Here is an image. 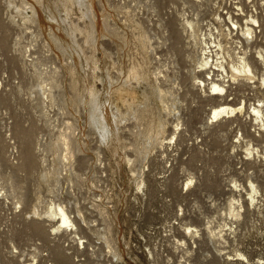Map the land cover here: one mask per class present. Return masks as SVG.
<instances>
[{
	"label": "rangeland",
	"instance_id": "1",
	"mask_svg": "<svg viewBox=\"0 0 264 264\" xmlns=\"http://www.w3.org/2000/svg\"><path fill=\"white\" fill-rule=\"evenodd\" d=\"M229 15L258 38L246 41ZM188 22L201 51H219L206 70ZM240 43L264 50V0H0V264H144L146 245L186 234L187 206L205 200L243 203L238 239L252 264L264 260V130L250 117L264 87L238 80L215 98L200 84L209 73L223 81L218 65L230 69ZM229 94L245 110L212 123ZM53 204L74 228L58 229Z\"/></svg>",
	"mask_w": 264,
	"mask_h": 264
},
{
	"label": "bare ground",
	"instance_id": "2",
	"mask_svg": "<svg viewBox=\"0 0 264 264\" xmlns=\"http://www.w3.org/2000/svg\"><path fill=\"white\" fill-rule=\"evenodd\" d=\"M68 2H71V0H68ZM23 9H21V10L25 12V10L27 8H24L23 7ZM28 10H31L32 11V13H33V16H32L33 19L34 20L37 19L36 13L33 10V8L32 7L31 8H28L27 11ZM220 19H222V18H220ZM228 19L231 22L234 30H237V31L239 29L242 30L241 31V34L246 39V41H248V42L250 41L251 42V40H254V39H257L258 38V36H257L258 35L257 34L258 31L255 28L250 27L249 26V23L246 24L245 29H242L240 27V23H238V21H235V19L233 18L232 15H229ZM32 22H33V20H32ZM251 23L254 25V26L252 25L253 27L256 26L258 28H261V25H260V23H259V21H258L257 18L251 19ZM187 24H188L189 27L191 26L190 27V30L192 31L191 36L194 39L195 46H197V48L199 49L198 50V54H197V58H196L197 59L196 63L199 65V68L200 69L206 70L207 66H209V64H210V57L213 58L214 54H218L219 51L216 48L210 47V45L207 44V43L204 44V46L206 45L205 48H204L205 50L203 49V51H201L202 50L203 43L201 42V38H200L198 29H197L198 28L197 23L188 22ZM259 38H260V35H259ZM217 47L220 49V51H222V49H223L222 44L219 43ZM238 48L240 49V50L238 49V53L235 52L236 54H234V55H231V54H228L227 55L228 57L233 58L234 61H237V62H234V61L231 62L232 64H231L230 69H228V66H226V64L224 65V63H220V64L218 63L219 64L218 66L220 67V70H221V71L219 70V72L222 73V77H221V78H223V81L222 82L221 81H218V80H215L214 78H212L213 73H212L211 76H210V73H209V75H207L208 77H205L204 78V81H201L200 80V84L203 87H206V85L209 86V88L211 90V92H210L211 96H213L215 98H219L221 96L223 97L224 94L231 92V89H233L232 88L233 87L232 86L233 84L230 85L231 82H237L238 80H240V81L245 80V81L248 82L249 85H251V84H253V82L255 83V81L257 79H259L261 81L262 88L264 87V50L260 48V50L256 53L257 56H258V58H257V57H254V55L252 53H250V51H249V49H251L252 47L248 46V47H245L244 48V43H243V45H242V43H240L239 46H238ZM28 52H29L28 53L29 54V56H28L29 61L34 63V64L31 63L32 65H35L37 63V61L35 60L36 58H34V56H33L32 50L30 49ZM250 54H252V56ZM223 61H225V60H223ZM258 61H260V62H258ZM213 70H215V69H213ZM250 82H252V83H250ZM39 87L40 86H38V88ZM249 87L251 88V89H249L250 90V93L254 92V90H252V88H255V87L252 86V85L249 86ZM40 90H41L42 95H43L42 97L45 98V99H47V95L50 94V93L47 94V91H49L48 86H46V88H45L44 87V84H43V86L41 85ZM163 93L164 92H162L160 90V94L162 96L161 104L163 105L165 111L170 113V105H171L170 104V101H167L166 100V97L164 96ZM34 94H35V98H36L34 101L35 102H38L40 100L38 98V96H39L38 95V92H35ZM230 95L231 94L227 95L226 97H224V99H222V100H225L224 103L215 105L213 107L212 113H211V116H210L212 123L217 122L220 119L225 118V117H226V119L228 118V120H229L236 113H239L240 112L242 114L243 111L245 110V105L244 104L242 106H240V107H237L236 105L230 104V102H229V101H231L230 100V98H231ZM94 98H96V97H94ZM96 108H98V107H96ZM174 108L176 109L175 106H174ZM174 112H175V110H174ZM252 116L255 118V121L258 123V125L260 127V130H264V90H263V96L261 98H259V100H258V105H255L254 106V108L252 110V113L250 114V117H252ZM94 117H96V116L94 115ZM98 122H99L98 120H95V123H98ZM179 127H180V123H178V125L175 127L176 128V131L180 129ZM74 129L75 128L73 127V125L72 126L70 125L69 126V131H67L68 132L67 133V137L66 138L64 137V139H62V144L61 145H63V147L65 148V151H64L65 155L63 154L64 156L62 155L59 158V160H60V162L62 164H64L65 161H68V160L72 159L71 156H72V153L73 152L71 153V151L73 150L72 149V147H73L72 146V140H73V136L75 135L74 134L75 133ZM256 134L259 137L260 136L262 137L261 132H257ZM38 146H39V149L41 151H43L44 153H48V149H47V146H46L45 143H43V145H40L39 144ZM247 150H248V152L250 154L253 153V149L252 148H249ZM44 160L46 161V158ZM45 176L47 177V174H45ZM191 184H192V182L190 181L189 184H187V188L190 187ZM252 186H254V185L251 184V187ZM252 190L255 193L257 192V189L254 191L253 187H252ZM4 201L2 202L3 206H7L6 203H4ZM238 203H239V206H238L239 208L238 209L237 208H233V207H231L229 209L228 215L230 217L235 216L236 214H237V216L235 217L236 219H239L241 217V213L240 212L244 209V205L240 201H238ZM2 204H0L1 205V208H3ZM18 206L19 205L17 204L16 205V209L17 210L19 208ZM59 206L56 207V205L53 204L50 207L49 217H52L54 220H59L58 221V222H60L59 223L60 226L58 227L59 230H60V228H65V227H68V228L69 227L70 228L73 227L74 228V223L71 220V218H70L68 212L66 211V209L64 207H62V206H60V207ZM52 218H50V219H52ZM37 229H40V227H37ZM58 229L56 231H58Z\"/></svg>",
	"mask_w": 264,
	"mask_h": 264
},
{
	"label": "built area",
	"instance_id": "3",
	"mask_svg": "<svg viewBox=\"0 0 264 264\" xmlns=\"http://www.w3.org/2000/svg\"><path fill=\"white\" fill-rule=\"evenodd\" d=\"M185 187L183 193L188 195L192 190L187 192L189 187L187 188V184ZM238 206L233 208L238 209ZM230 208L225 204H214L207 200L200 204L188 205L186 211L188 210L189 214L183 219L194 221V225L187 226L186 234H172L171 231L169 235L164 234L166 240L157 242L151 249L146 245L144 264H147V261L152 264H252L253 261L249 260L242 247V240L238 239V233L244 223L241 221L244 209L240 212L241 217L236 219L237 214L232 217L228 215ZM183 210L184 205H180L175 216L182 217ZM181 219H175L172 224L176 230L185 224ZM81 244L84 243H80V246ZM256 263L264 264V260H257Z\"/></svg>",
	"mask_w": 264,
	"mask_h": 264
}]
</instances>
